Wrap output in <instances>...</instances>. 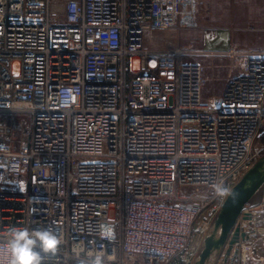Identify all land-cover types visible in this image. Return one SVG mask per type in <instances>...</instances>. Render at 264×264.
Here are the masks:
<instances>
[{
  "label": "built area",
  "instance_id": "obj_1",
  "mask_svg": "<svg viewBox=\"0 0 264 264\" xmlns=\"http://www.w3.org/2000/svg\"><path fill=\"white\" fill-rule=\"evenodd\" d=\"M196 5L0 0V261L12 227H47L61 244L43 264L194 263L264 149V47L224 51L208 102L205 65L143 48ZM214 264H264V196Z\"/></svg>",
  "mask_w": 264,
  "mask_h": 264
},
{
  "label": "rangeland",
  "instance_id": "obj_2",
  "mask_svg": "<svg viewBox=\"0 0 264 264\" xmlns=\"http://www.w3.org/2000/svg\"><path fill=\"white\" fill-rule=\"evenodd\" d=\"M262 17H264V0H197L195 15L192 19H195V21H185L184 25L182 23V32L188 29H194L195 27L199 28V30L195 29L196 35H192V37L195 36L198 38L197 41L199 43L193 44L192 46L200 48L199 45L202 44V38H209L216 34V31L223 32L220 33V35H232L241 38H245L246 34H259L254 33L252 30L256 25L261 24L259 23V21H261ZM230 27H235L237 30L235 29L233 31L229 29ZM217 28L219 29L217 30ZM244 29H247V31L251 29V31L245 32ZM160 33V31H145L143 48L148 51H156L158 42H161L162 40L168 41L171 37L169 33L168 35L164 36H161ZM262 34L264 33H261L259 35ZM229 48H227V50ZM201 58L203 60H206L205 63L208 66V70L206 73L208 81L205 87V93L203 94V101L208 102V98H210L214 94V92L216 93V95H219L220 91L225 86L228 69L225 65L230 64V60L229 55L227 54L220 56L219 60H217L215 56H202ZM220 63L224 66H222V71L218 70L221 68H216V65H220ZM135 69H139V64L137 61H135ZM14 70L16 72L18 71V63H15ZM135 75L137 74H130L128 79H131V77ZM14 117L16 124L21 122L22 120L26 121V125L31 123V116L27 113L16 114ZM0 121L10 123L11 116L1 114ZM262 140L264 141L263 137ZM263 153L264 149L261 151V155ZM259 197L260 192L252 201L256 202Z\"/></svg>",
  "mask_w": 264,
  "mask_h": 264
},
{
  "label": "water",
  "instance_id": "obj_3",
  "mask_svg": "<svg viewBox=\"0 0 264 264\" xmlns=\"http://www.w3.org/2000/svg\"><path fill=\"white\" fill-rule=\"evenodd\" d=\"M259 192V199L253 202ZM263 196L264 153L228 192L193 264H214L217 253L226 245L244 209L249 205H258Z\"/></svg>",
  "mask_w": 264,
  "mask_h": 264
},
{
  "label": "crops",
  "instance_id": "obj_4",
  "mask_svg": "<svg viewBox=\"0 0 264 264\" xmlns=\"http://www.w3.org/2000/svg\"><path fill=\"white\" fill-rule=\"evenodd\" d=\"M194 18V17H193ZM192 18V19H193ZM192 19H187L192 20ZM264 17L261 18V21H259V25H254V29L252 30L254 33H264ZM192 21H195L192 20ZM187 28V27H186ZM193 28V27H192ZM199 30V28L195 27L194 29H188L186 31L182 32V27L179 29H170L167 31H160V35H168V33L171 35L170 39L168 41L162 40L161 42H158V45L156 46V50H164V51H171L176 48H180L185 52L184 59L191 61V62H198L203 65H205V75L208 70V66L205 63L206 60H203L201 57H210V56H215L217 60H219L220 56L224 55L223 52L227 50L230 46H235L240 49H251V48H260L264 47V34L259 35H253V34H246L245 38L241 37H235V36H225V35H220L219 32L216 31V34L209 38H202L201 40V45H199L200 48H197L195 46H192L193 44H198L199 42L197 41L198 38L192 35H196V30ZM219 28H217L218 30ZM229 29L235 30V27H230ZM202 30V29H201ZM237 30V29H236ZM245 32H250V30L247 31V29H244ZM159 32V31H158ZM183 35V36H182ZM190 37V38H189ZM193 38V39H192ZM183 39V41H182ZM191 40V41H189ZM196 40V41H195ZM190 43H189V42ZM183 42V44H182ZM232 46V47H233ZM215 52V53H211ZM223 65L220 63V65H216V68H221L218 69L219 71L223 70Z\"/></svg>",
  "mask_w": 264,
  "mask_h": 264
},
{
  "label": "clouds",
  "instance_id": "obj_5",
  "mask_svg": "<svg viewBox=\"0 0 264 264\" xmlns=\"http://www.w3.org/2000/svg\"><path fill=\"white\" fill-rule=\"evenodd\" d=\"M6 244V264H43L44 256L54 255L60 244L59 236L50 228L12 227ZM0 264H4L0 261ZM93 264H103L102 257L96 256Z\"/></svg>",
  "mask_w": 264,
  "mask_h": 264
}]
</instances>
